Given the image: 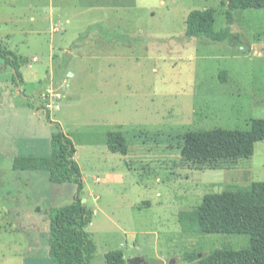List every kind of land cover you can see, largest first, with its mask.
<instances>
[{
	"label": "rangeland",
	"instance_id": "rangeland-1",
	"mask_svg": "<svg viewBox=\"0 0 264 264\" xmlns=\"http://www.w3.org/2000/svg\"><path fill=\"white\" fill-rule=\"evenodd\" d=\"M204 9L215 11V32L226 27V0H0V47L23 80L17 89L0 57V264H52L47 213L77 187L12 163L48 157L53 123L73 142L93 212L90 264L114 250L143 264H197L248 246L246 235L201 234L178 219L207 194L264 182V140L232 169L181 166L187 132L264 119V9L236 10L231 41L186 39L188 14ZM109 132L122 133L127 155L108 151Z\"/></svg>",
	"mask_w": 264,
	"mask_h": 264
},
{
	"label": "trees",
	"instance_id": "trees-1",
	"mask_svg": "<svg viewBox=\"0 0 264 264\" xmlns=\"http://www.w3.org/2000/svg\"><path fill=\"white\" fill-rule=\"evenodd\" d=\"M239 9H264V0H226V27L215 32L212 9L193 10L186 20L184 37H205L212 42L231 41L233 13ZM0 57L15 70L13 82L23 84L17 57L1 49ZM225 71L220 80L225 82ZM31 109L34 106L28 103ZM36 110V109H35ZM37 112V111H36ZM49 120V113H46ZM52 123V122H50ZM56 131L50 139L48 157L20 156L13 160L15 171H46L52 184L73 183L77 187L74 199L66 205L51 208L48 213L49 257L52 264H90L96 247L86 232L93 212L82 204L83 181L74 157L72 140L53 123ZM264 140V119H254L245 131L221 128L187 132L179 148L182 167L194 170L232 169L238 160L250 158L257 142ZM109 152L127 155L128 146L121 132H109L106 137ZM179 222L201 234H234L249 237L247 247L239 250L217 249L197 260L195 254L185 256L197 264H264V182H252L219 194H207L195 209L179 214ZM105 264H127L121 250L104 256Z\"/></svg>",
	"mask_w": 264,
	"mask_h": 264
},
{
	"label": "crops",
	"instance_id": "crops-1",
	"mask_svg": "<svg viewBox=\"0 0 264 264\" xmlns=\"http://www.w3.org/2000/svg\"><path fill=\"white\" fill-rule=\"evenodd\" d=\"M95 26V27H94ZM93 27L94 28H96L97 29V31H99L103 36H105V32L103 31L104 29H103V26L102 25H100V24H98V25H93ZM9 35H11V33H6V36H9Z\"/></svg>",
	"mask_w": 264,
	"mask_h": 264
},
{
	"label": "water",
	"instance_id": "water-1",
	"mask_svg": "<svg viewBox=\"0 0 264 264\" xmlns=\"http://www.w3.org/2000/svg\"><path fill=\"white\" fill-rule=\"evenodd\" d=\"M18 89V87H17ZM36 113V110H34ZM46 113V112H45ZM46 116V115H45ZM136 260H139L140 262H144L143 259H139V258H133V259H126V263L127 264H133Z\"/></svg>",
	"mask_w": 264,
	"mask_h": 264
},
{
	"label": "flooded vegetation",
	"instance_id": "flooded-vegetation-1",
	"mask_svg": "<svg viewBox=\"0 0 264 264\" xmlns=\"http://www.w3.org/2000/svg\"><path fill=\"white\" fill-rule=\"evenodd\" d=\"M144 262H140L139 260H136L133 264H143Z\"/></svg>",
	"mask_w": 264,
	"mask_h": 264
}]
</instances>
